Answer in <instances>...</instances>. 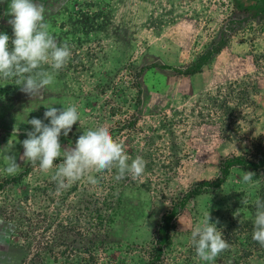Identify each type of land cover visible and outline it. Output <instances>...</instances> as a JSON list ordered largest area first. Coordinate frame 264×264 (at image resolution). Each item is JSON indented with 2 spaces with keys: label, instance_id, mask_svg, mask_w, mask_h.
Returning a JSON list of instances; mask_svg holds the SVG:
<instances>
[{
  "label": "rangeland",
  "instance_id": "374dc122",
  "mask_svg": "<svg viewBox=\"0 0 264 264\" xmlns=\"http://www.w3.org/2000/svg\"><path fill=\"white\" fill-rule=\"evenodd\" d=\"M224 1L225 11L221 0H38L45 9L50 32L69 45L72 55L42 99L25 94L14 81H0V148L8 145L9 154L15 155L21 166L14 176L0 171V264H20L26 250L34 247L26 233L34 230L17 228L6 212H21L26 217L40 210L45 217L43 209L49 213L55 199H62L66 210L69 206L77 210V198L84 193L90 199L99 196L96 209L104 207L105 195L96 194L97 187H87V174L78 181L83 193H74L68 199L67 191L64 195L56 193L52 180L55 166L41 172L38 165L20 159L25 133L32 130L27 121L43 120L49 105H76L80 114V122L73 125L68 136L61 134V157L54 163L62 161L64 149L74 147L83 131L94 129L91 115L97 105L133 104L140 109L135 110L136 114L154 116L149 120L157 123L159 142L154 153L141 148L143 154H138L147 155L142 174H150L142 180L146 183L130 180L116 195L107 196L114 202L102 215L103 226L96 224L93 230L87 221L79 225V249L91 255L69 245L64 250L66 256L54 252L44 264H147L146 255L153 247L160 220L173 204L196 184L214 180L224 160L237 156L256 160L257 147L264 141V35H260L264 30H251L258 38L253 48H238L247 40L240 35L250 28L246 21L234 29L243 27L238 33L220 32L228 19L235 17L234 5ZM9 2L0 0V32L12 37L7 23L11 17L6 15ZM175 25H190L195 39L205 33L209 46L202 54L214 48L224 34L222 45L204 65L208 70L202 75L205 81L199 89L194 90V74L189 78L193 82L177 81L170 75L169 37ZM233 33L235 40L241 39L235 47L229 43ZM131 81L135 86L129 85ZM109 115H113L112 110ZM16 126L19 133L14 137ZM128 151L130 148H124L125 153ZM6 164L0 158V169ZM240 170L231 168L218 188L187 200L173 219L168 244L157 264H264V249L251 246L246 251L240 246L252 237L243 224H253L254 200L259 183L264 181V168L254 172L258 182L251 185L243 182ZM42 187L46 192H39ZM243 197L248 201L246 206L241 204ZM207 212L211 214L210 223L220 221L217 229L231 245L210 262L200 260L191 243L192 227L202 223ZM230 223L242 230H229ZM48 248L53 247L46 244L43 249Z\"/></svg>",
  "mask_w": 264,
  "mask_h": 264
},
{
  "label": "clouds",
  "instance_id": "9594fccd",
  "mask_svg": "<svg viewBox=\"0 0 264 264\" xmlns=\"http://www.w3.org/2000/svg\"><path fill=\"white\" fill-rule=\"evenodd\" d=\"M6 15L11 17L7 23L13 36L0 32V81H14L25 94L42 99L45 89L66 67L72 55L71 49L50 32L45 9L38 0H10ZM45 108L43 120L32 118L27 121L32 130L25 133L26 139L22 141L24 152L20 159L38 165L41 172L55 166L52 180L57 194L93 170L100 173L115 169L117 181L126 176L136 179L144 173L147 161L140 155L134 158L127 155L124 146L113 139L109 127L103 124L83 131L74 147L64 149L62 161L54 163L61 157V134L68 136L73 125L80 122V114L76 105L62 108L49 105ZM44 120L49 123L45 124ZM18 133L19 127L16 126L12 136L16 137ZM9 153L8 145L0 148V154H3L0 158L7 161L0 171L14 176L21 166L16 156ZM241 172L245 184L258 182L254 180L255 173ZM88 180L93 185L98 183L91 175H88ZM247 203L243 197L241 204L246 206ZM254 204L252 239L264 247V198L257 197ZM210 220L211 214L207 212L203 222L195 224L191 230V243L198 258L204 262L214 261L231 247L222 230L217 229L220 221L217 219L210 223Z\"/></svg>",
  "mask_w": 264,
  "mask_h": 264
},
{
  "label": "built area",
  "instance_id": "2783aa9c",
  "mask_svg": "<svg viewBox=\"0 0 264 264\" xmlns=\"http://www.w3.org/2000/svg\"><path fill=\"white\" fill-rule=\"evenodd\" d=\"M221 2L223 4L222 11H225L227 8V3L224 0H221ZM259 25H262V29L264 30V20L259 19H252L251 21H248L247 27L250 29H256ZM262 33L264 35V32ZM233 35H235V33H233ZM129 85L135 86V82L131 81L129 82ZM120 105L121 104L97 105L95 107V112L91 115L94 128L102 124L107 125L110 129L113 139L121 143L124 148H130L131 151L126 152V154L132 158L138 154H143L141 148L148 149L154 153L156 151V143L159 142L157 137L159 134L158 128L156 127L157 123L155 121L149 120L150 117L153 118L154 116L144 117L136 114L135 110L140 111V109L135 107L133 104H124L123 107ZM110 110L113 111V115H109ZM155 135L156 137H154ZM130 139H133L131 143H129ZM140 156L145 159L147 155ZM148 156L154 157V155ZM154 173L155 170H153V173L151 174ZM88 175L96 178L98 183L95 185L91 184L88 180ZM149 175L150 174L146 173L136 179H133L131 176H126L124 179L117 181L115 178V169L106 170L100 173H97L93 170L88 173L87 187H89V185L95 187V189L97 187L98 192L96 194L105 195L104 207L101 209H96L99 206L97 204L99 196L97 197L98 199L95 197V195L94 198L90 199V197H88L90 195H86V193H84L82 195L83 197L80 196L77 198V201L74 198L76 204L79 203L77 205V210L73 209L72 206H69L66 210V207L63 206L64 203L62 199L60 201L55 199L52 205L54 208H52L49 213H46L42 208L45 217L40 213V210L33 211L36 212L34 215L33 212L27 213L26 217H22L21 212H6L7 217L14 225H17V228H29V230H34L32 234L26 232L27 236H29L34 243V247L31 246L28 251L26 250L20 264H44V260H46V258L54 252H59L61 255L63 254V256H66L64 250L66 247H70L69 245L74 247V249H76L75 251L77 252L86 250L79 249L82 242V237L79 236V234L82 233L79 225H81L82 222L87 221L88 227L93 230H95L96 224L103 226L104 220L102 215L105 213V210L109 209L114 202L107 198V196L112 197V194L116 195L120 191V186L128 184L130 180L144 184L146 182L142 180ZM83 178L85 179L86 177L84 176ZM71 184L72 185H69L66 189H64L70 193V197L68 199H71V196H73L74 193H83V189L79 186L78 181ZM43 188L45 187H42L40 189L41 191L39 192H46V190L43 191ZM153 188L154 187L151 184L150 190L153 191ZM64 190L60 192L63 195ZM88 192L91 193L90 189ZM40 198L42 199V196H40ZM15 201L16 200H13L12 204H14ZM19 205H21V203H19ZM19 205L15 204V206ZM49 226H51V229H47ZM46 244H50L53 248L43 249ZM86 253L89 256L91 255L87 250ZM149 261L150 258L147 256L146 263L148 264ZM154 264H157V262H154Z\"/></svg>",
  "mask_w": 264,
  "mask_h": 264
},
{
  "label": "trees",
  "instance_id": "16d2710c",
  "mask_svg": "<svg viewBox=\"0 0 264 264\" xmlns=\"http://www.w3.org/2000/svg\"><path fill=\"white\" fill-rule=\"evenodd\" d=\"M250 18H256V17H264V10L263 11H255ZM246 18L242 19L245 20ZM232 23V22H231ZM237 25V23H235ZM230 30H232L230 28ZM220 38L218 41L215 42L214 48H212L209 51L204 52L200 57H198L194 62H192L190 65L187 66V68L183 71L182 74L184 75H192L201 69L202 66H204L207 62V60L210 58L213 52L217 51L220 46L223 43L224 34L220 35ZM258 155L256 157L255 161H248L244 157H232L229 159H226L222 162L221 166L219 167V175L212 181H202L196 186L193 187L192 190L185 193V195L180 199V201L177 204H173L172 208L168 213H166L160 220V224L156 230V239H154L153 247L150 248L148 257L150 258V262L154 261L157 262L159 260V256L162 254V250L164 246L168 244L169 240V232L171 231V228L173 226V219L175 218L178 211H180L187 200L192 198L193 196H200L202 193H205L209 189H216L218 188L229 176V172L231 168L238 167L243 171L246 172H255L258 170H261L264 168V141H262V145H258ZM260 189L257 191L256 197L264 198V181L259 183ZM230 223V226L228 227L229 230L230 227L241 229L240 226H236L235 224ZM244 225V229L247 230V234L252 236L253 232V224L248 226L247 222ZM239 232V231H238ZM242 249L246 251L251 250V246L255 250L264 249L258 242L254 241L252 237H247L246 240H244V243L240 245ZM148 263V264H149ZM202 264V263H201Z\"/></svg>",
  "mask_w": 264,
  "mask_h": 264
},
{
  "label": "crops",
  "instance_id": "0c3cea01",
  "mask_svg": "<svg viewBox=\"0 0 264 264\" xmlns=\"http://www.w3.org/2000/svg\"><path fill=\"white\" fill-rule=\"evenodd\" d=\"M229 1L231 3V6L234 5L233 15L235 17L228 19L229 21L228 20H227L228 22L226 21L227 22L226 26H228V27L226 28V26L224 25L223 28H220L221 29L220 32L221 31L224 32V30H230V28L232 29L231 31H233L238 25H242V24H244V22L246 23V21L248 22V19H250L249 21H251L253 18H250V17L254 16L252 14L256 10L257 11H263L264 10V0H229ZM244 18H246V19L242 20ZM258 18H261L262 20L264 19L263 16L262 17H256L255 19H258ZM235 23H237V25ZM242 28L243 27H240L239 30L241 31ZM258 29L261 31L262 25H259ZM191 30L192 29H191L190 25H185V26H183V28L181 27V25H178V26L175 25L173 27V29L170 30L171 34H170L169 38H170L171 46L169 48L170 51L168 54L169 55L168 56V63L170 64V67L168 69L171 71L170 75L173 76V78L175 77L177 81H185L186 80V82H188V80H190L191 82H193L192 81L193 79H189L192 76L183 75L182 73H180L178 71L182 70L183 68L187 67L192 62H194L198 57H200L202 52L206 48H208V46H209L208 41L205 38V33L204 34L201 33L200 38L198 37L197 39H195L194 36L192 35ZM239 30H234V31L238 32ZM251 30H254V29H250V31H248L247 33H242L240 35V37L243 38L242 40H246V39L247 40H246V42H244L242 44H238L237 45L238 48L239 47H242V48H253L254 47V44L258 38L256 36V32H253ZM220 32L218 31L217 33H220ZM219 35H218V38H219ZM260 35H263L262 31L260 32ZM233 36L231 37L233 39L230 40L229 43H231V46L235 47L236 44L239 41H241V39L236 38V40H235L236 36L235 35H233ZM176 64H178L179 67H178V65L176 66ZM183 66H185V67H183ZM108 69L110 71H112L111 67ZM207 70H208L207 66H203L199 70V72L194 74L195 75V81H196V86H195L194 90L201 88V84L205 81L203 79L202 75H204V72ZM178 77H179V79H178ZM205 78H206V76H205ZM175 89L177 90V87H175ZM1 241H2V239H1ZM2 243H3V241H2ZM5 248H7V247H5Z\"/></svg>",
  "mask_w": 264,
  "mask_h": 264
}]
</instances>
